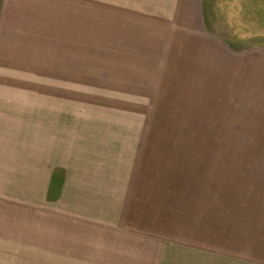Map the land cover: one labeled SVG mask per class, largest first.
<instances>
[{"label":"rangeland","instance_id":"374dc122","mask_svg":"<svg viewBox=\"0 0 264 264\" xmlns=\"http://www.w3.org/2000/svg\"><path fill=\"white\" fill-rule=\"evenodd\" d=\"M190 4L0 0V212L46 155L52 198L109 195L143 264H189L205 230L234 252L264 190V0H205L201 26Z\"/></svg>","mask_w":264,"mask_h":264},{"label":"crops","instance_id":"0c3cea01","mask_svg":"<svg viewBox=\"0 0 264 264\" xmlns=\"http://www.w3.org/2000/svg\"><path fill=\"white\" fill-rule=\"evenodd\" d=\"M189 1L188 10L194 13L195 26H201L205 21L207 25L203 14L205 0ZM198 33L204 32L199 30ZM42 167V181L29 180L36 187L29 191L26 198L30 199L29 206H26L28 210L21 211L13 206V211L0 212V232L4 233L0 235V264L146 262L147 243L140 241L142 229L133 230L125 228L122 223L117 224L116 206L114 202L110 203L109 195L97 191L89 182L88 185H73L72 178L64 177L59 193L53 199L51 186L54 169L46 155ZM37 171L40 173V167ZM2 183H5L4 180ZM22 196L2 198L8 208L9 203L21 207L25 202ZM90 198L96 199L85 201ZM252 203L251 226L244 228L240 226V219L237 221L234 252H227L222 245L213 244L211 233L208 236L205 230L204 240L195 246L198 249H189V264H264V190L262 194L261 191L254 193ZM132 231L135 232V240L139 239V245L124 239L125 233L130 236L133 235ZM143 235H147L146 231Z\"/></svg>","mask_w":264,"mask_h":264}]
</instances>
